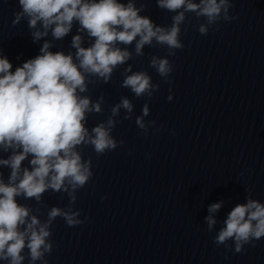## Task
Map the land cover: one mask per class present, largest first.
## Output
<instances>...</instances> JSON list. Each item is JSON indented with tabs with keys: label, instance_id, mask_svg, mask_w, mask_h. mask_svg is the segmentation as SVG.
<instances>
[{
	"label": "clouds",
	"instance_id": "1",
	"mask_svg": "<svg viewBox=\"0 0 264 264\" xmlns=\"http://www.w3.org/2000/svg\"><path fill=\"white\" fill-rule=\"evenodd\" d=\"M162 10L175 13L170 26H158L148 16L140 15L145 5L137 7L134 0H18L21 11L15 13L13 26L22 18L27 19L34 41L46 37L51 31L53 39L68 35L74 22L77 31L92 38L88 47L83 45V36L75 35L71 47L75 53L50 51L53 45L45 41L40 55L29 59L12 70V64L0 56V152L10 153L0 157V166L10 169L7 181L0 172V261L5 264H48L46 254L53 249L51 225L62 218L69 227L85 221L81 211L72 205L77 200V191L84 188L93 177L92 160H85L80 149L91 146L97 156L122 146L113 129L121 109L125 120L131 119L133 104L127 97L111 107V114L91 129L87 127L90 114L103 112L104 97L96 101L83 95L93 83L90 78L107 84L113 72L132 59L128 47L135 42L136 56H143L144 47H166L167 56H152L149 66L156 70L165 83L171 84L170 74L175 70L167 57L175 56L183 49L180 39L181 25L188 13L205 22L198 25V32L207 35L212 26L219 30V22H231L238 17L230 15L232 0H156ZM40 28H37V25ZM130 73V74H129ZM121 87L129 89L136 98H151L160 88L152 82L147 71H132L124 68ZM171 93V88H169ZM171 101L173 96L168 95ZM150 114L147 103L142 115L137 116L136 126L147 136L150 128L156 132V121L145 122ZM172 135L175 131L172 130ZM131 155V152L128 153ZM29 157H31L29 159ZM29 159L30 166L22 162ZM66 193L68 206H52L43 221L33 213L32 207L20 203L18 198L33 199L42 204L47 191ZM245 203L236 204L228 213L224 226L214 237L219 246L232 240L234 252L240 253L245 245L264 238V203L251 197ZM62 198V197H61ZM106 197L102 198L105 199ZM223 202L209 205L205 217L208 230L216 224L214 214ZM36 211H39L37 209ZM89 219L85 217V220ZM27 249V255H25ZM227 258V256H225Z\"/></svg>",
	"mask_w": 264,
	"mask_h": 264
}]
</instances>
